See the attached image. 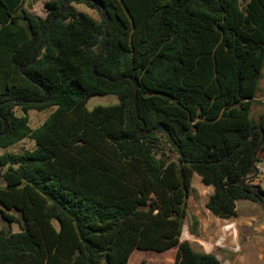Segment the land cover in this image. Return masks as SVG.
Wrapping results in <instances>:
<instances>
[{"label":"trees","instance_id":"obj_1","mask_svg":"<svg viewBox=\"0 0 264 264\" xmlns=\"http://www.w3.org/2000/svg\"><path fill=\"white\" fill-rule=\"evenodd\" d=\"M64 1H46L41 17L24 0H0V112L9 122L0 148L25 137L36 143L33 152L0 156V202L19 226L0 231V264H127L135 248L174 247L173 264H221L180 234L193 173L213 187L207 207L219 217L234 216L237 200L264 202L253 185H240L257 173V127L264 130V113L251 118L264 68V0L244 8L237 0H66L70 11L48 30ZM94 67L127 78L112 82ZM128 77L140 84L138 113ZM42 86L51 93L45 102ZM95 95L119 103L89 110ZM53 107L43 124L29 125L30 109ZM159 125L165 131H153ZM263 150L264 141L256 161Z\"/></svg>","mask_w":264,"mask_h":264},{"label":"crops","instance_id":"obj_2","mask_svg":"<svg viewBox=\"0 0 264 264\" xmlns=\"http://www.w3.org/2000/svg\"><path fill=\"white\" fill-rule=\"evenodd\" d=\"M46 1L48 0H24V3L28 2L31 6H36ZM30 12L34 13L32 10ZM47 12L48 9L46 14ZM46 14L37 15L45 17ZM263 91L264 87L260 85L251 111L253 113L251 118L255 122H258L264 113V100L258 97L259 93L263 94ZM256 108H259V111L254 114ZM256 164L264 169V150L260 152ZM263 175L264 173L258 174L254 180L257 181ZM252 181L251 179L247 183L253 184ZM212 193L213 187L205 185L200 175L193 173L191 190L187 198V214L182 224L180 241L189 242L193 251L197 253L215 255L221 264H264V204L249 199H240L236 201V214L230 218H222L213 214L207 207ZM136 251H150L157 254L173 251L168 256L173 255L174 260L176 256V247L164 252L135 248L127 264H136L137 258L132 257ZM144 258L147 257H142L141 260Z\"/></svg>","mask_w":264,"mask_h":264},{"label":"rangeland","instance_id":"obj_3","mask_svg":"<svg viewBox=\"0 0 264 264\" xmlns=\"http://www.w3.org/2000/svg\"><path fill=\"white\" fill-rule=\"evenodd\" d=\"M237 2L241 8H244L247 0H237ZM24 6L30 11L32 10L35 14L45 15L47 11V7L45 3L44 4L38 3L36 6H31L28 2H25ZM74 6L80 11L87 12L97 19L100 18L99 12L97 10L91 9L83 3L74 4ZM260 85L262 88L264 87V74L261 78ZM263 95H264V91H263V94L259 93L258 97L263 98L264 100ZM118 103H119V98L116 95H95V96H92L87 101L86 105H87V108L91 110L95 106H98V105L106 106V105H114ZM54 109H55L54 107L41 110V111L36 110V109H30L28 112L29 125L32 128L39 127L48 118V116L54 111ZM258 111H259V108H256V111L254 112V114L257 113ZM14 112L17 116H21L24 114L20 106H16L14 108ZM251 117H253V113H251ZM35 148H36L35 141L31 139L30 137H25L22 140L18 141L17 143H14L8 147L0 148V156L4 154H21L25 152H33ZM261 156H262V153H261ZM3 171L4 170H0V186L4 185V180L2 178ZM260 172H261L260 174H263L264 169H261ZM258 174L259 173L257 174L255 173V175L253 176L249 175L247 181L250 182L252 179L253 184H250V183L248 184L253 185V186L257 185V186H260L262 189H264V175L261 178L259 177L257 181L254 180V178H256ZM5 216H8L10 218H15V219H11V222H9L5 219L6 218ZM16 216H17L16 213L13 210H11V208L5 207V205H3L0 202V231L2 229H9V228H11L12 231H18L19 226L16 221ZM55 224L58 225L56 220H55ZM171 252L173 253V251H167L166 253L157 254V253H152L150 251H136L134 254H132V257L134 256V258H137L136 264H140L141 262L140 260L142 257H147L146 259L144 258L146 260V264H173L174 256L173 255L168 256Z\"/></svg>","mask_w":264,"mask_h":264},{"label":"water","instance_id":"obj_4","mask_svg":"<svg viewBox=\"0 0 264 264\" xmlns=\"http://www.w3.org/2000/svg\"><path fill=\"white\" fill-rule=\"evenodd\" d=\"M64 2L66 3V0H65ZM68 11H70V5H69L68 3H66L65 6H63V7L60 9L59 14L56 15L54 18H52V20H51V22H50V24H49L48 30H50V29L52 28L53 24H54L57 20H59V19L63 16V14H64L65 12H68ZM103 17H104L105 20H106V26H105V37H104V41H103L102 48H101V50H100V55L106 50V48H107V46H108V44H107V36H108V34H107V30H108V25H109V19H108L106 13H103ZM39 50H40V47H39V49L35 52V54H34V56H33V59L31 60V62L35 61V59L37 58V54H38V51H39ZM98 58H99V57H98ZM98 58L95 60V62L98 60ZM95 62H94V66H95ZM24 69H25V66H22V67L20 68L21 73H22L23 75H25V71H24ZM93 74H94L95 76H98V77H100V78H105V79L110 80V81H112V82H119V81H121L122 79L127 78V76H123V77H121V78H119V79H116V80H115V79H111V78L108 77L107 75L97 73L95 67L93 68ZM25 76H26V75H25ZM128 78H129V79L133 82V84H134V89H135V109H136V112L138 113V109H137V91H138V89H139V87H140V84H139L138 80H137L135 77H128ZM42 89H43V91H44V97H43V99H42L41 101H42V102H45V101H47V100L50 99V97H51V93H50V91H49L48 89H46V88L43 87V86H42ZM13 102H15V103H19V104H23V103H26L27 100H25L24 98L17 97V98H14V99H13ZM0 117H1V119H2V121H3V129L0 131V135H4V134L7 133L8 129H9V122H8V120L2 115L1 112H0ZM257 128L261 130L262 138H261V140H260V142H259V144H258V146H257V148H256V152H255V155H254V158H253V162H252V164H253L254 168L256 167V162H257V161H256V156H257V154H258V152H259V150H260V147H261V145L263 144V141H264V137H263V136H264V130H263L262 127H260V126H258ZM255 129H256V128H254L253 131H254ZM159 130H163V131H165V127H164L163 125H159V126H157L156 128L153 129V131H159ZM149 133H150V132L147 131L145 128H142V130L140 131V135H141V136L147 135V134H149ZM168 135H169V134H168ZM245 141H246V139H245ZM178 151H179V153L181 154V149H180V148H178ZM228 158H229V154L226 155L224 158L220 159L219 162H223V161H225V160L228 159ZM256 174H257V173H256ZM254 175H255V174H254ZM247 179H248V176L245 175V176L240 180V185L242 186V188H243L244 190H246ZM251 191H252L253 193H256V194L260 195V196L264 199V190L261 189L259 186L254 185V186L252 187V190H251ZM263 204H264V202H263Z\"/></svg>","mask_w":264,"mask_h":264},{"label":"built area","instance_id":"obj_5","mask_svg":"<svg viewBox=\"0 0 264 264\" xmlns=\"http://www.w3.org/2000/svg\"><path fill=\"white\" fill-rule=\"evenodd\" d=\"M256 169H257V173L260 174V173H261L260 171H261V169H263V168H261L259 164H256Z\"/></svg>","mask_w":264,"mask_h":264}]
</instances>
